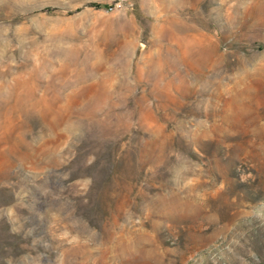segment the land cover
Listing matches in <instances>:
<instances>
[{
	"label": "rangeland",
	"instance_id": "374dc122",
	"mask_svg": "<svg viewBox=\"0 0 264 264\" xmlns=\"http://www.w3.org/2000/svg\"><path fill=\"white\" fill-rule=\"evenodd\" d=\"M0 264H264V0H0Z\"/></svg>",
	"mask_w": 264,
	"mask_h": 264
},
{
	"label": "trees",
	"instance_id": "16d2710c",
	"mask_svg": "<svg viewBox=\"0 0 264 264\" xmlns=\"http://www.w3.org/2000/svg\"><path fill=\"white\" fill-rule=\"evenodd\" d=\"M97 6H100V5H97Z\"/></svg>",
	"mask_w": 264,
	"mask_h": 264
}]
</instances>
